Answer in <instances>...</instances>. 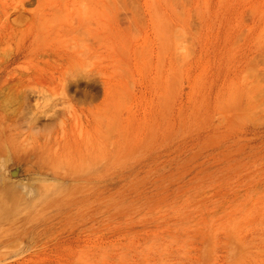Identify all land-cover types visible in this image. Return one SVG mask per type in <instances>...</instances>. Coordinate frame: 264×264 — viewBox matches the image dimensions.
Segmentation results:
<instances>
[{"label":"rangeland","instance_id":"1","mask_svg":"<svg viewBox=\"0 0 264 264\" xmlns=\"http://www.w3.org/2000/svg\"><path fill=\"white\" fill-rule=\"evenodd\" d=\"M0 130V264H264V0H0Z\"/></svg>","mask_w":264,"mask_h":264},{"label":"bare ground","instance_id":"2","mask_svg":"<svg viewBox=\"0 0 264 264\" xmlns=\"http://www.w3.org/2000/svg\"><path fill=\"white\" fill-rule=\"evenodd\" d=\"M135 2V1H134ZM185 3V2H184ZM83 10V9H82ZM93 12V11H92ZM184 12V11H183ZM99 13V12H98ZM179 13V12H178ZM110 14V13H109ZM104 16V15H103ZM111 17V16H110ZM181 17V16H180ZM103 18V17H102ZM108 19V18H107ZM106 22V21H105ZM138 22V21H137ZM95 24V23H94ZM78 25H79V23H78ZM174 25V24H173ZM80 26V25H79ZM91 27V26H90ZM107 27H108V23H107ZM77 28V27H76ZM109 28V27H108ZM175 28V27H174ZM177 31V30H176ZM102 33V32H101ZM105 34V33H104ZM105 35H107V34H105ZM177 35V34H176ZM174 37V36H173ZM180 37H181V35H180ZM103 39V38H102ZM103 41V40H102ZM86 47V46H85ZM88 47H89V45H88ZM112 47V46H111ZM102 50H104V49H102ZM125 50H126V48H125ZM138 50V49H137ZM135 51V50H134ZM15 58H16V56H15ZM8 70V69H7ZM39 87V86H38ZM37 93V92H36ZM92 95V94H91ZM49 96V95H48ZM47 96V97H48ZM37 97V96H36ZM28 98V97H27ZM41 98V97H40ZM34 100V99H33ZM38 100V99H37ZM37 100H36V102H37ZM47 101V100H46ZM45 101V102H46ZM107 102H109V101H107ZM35 103V102H34ZM38 103V102H37ZM39 105V104H38ZM53 105V104H52ZM109 105V104H108ZM90 106V105H89ZM54 107V106H53ZM109 107V106H108ZM105 108V107H104ZM51 109H53V108H51ZM107 109V108H106ZM104 110V109H103ZM49 111V110H48ZM52 111V110H51ZM106 111V110H105ZM109 111V110H108ZM32 112H34V111H32ZM49 113V112H48ZM27 115V114H26ZM29 116V115H28ZM35 116V115H34ZM94 116V115H93ZM27 118V117H26ZM34 118V117H33ZM97 118V117H96ZM38 119H39V117H38ZM77 119V118H76ZM36 120V119H35ZM29 121V120H28ZM27 121V122H28ZM29 122H31V121H29ZM34 122V121H33ZM101 122V121H100ZM12 123V122H11ZM32 123V122H31ZM79 123L81 124V122L79 121ZM78 123V124H79ZM98 124H100V123H98ZM18 125V124H17ZM28 125V124H27ZM109 125V124H108ZM80 126V125H79ZM106 126V125H105ZM105 126H104V128H105ZM16 127V126H15ZM33 127V126H32ZM43 127H44V125H43ZM13 128V127H12ZM5 129V128H4ZM107 129V128H106ZM31 130V129H30ZM78 130H80L81 131V128L80 129H78ZM100 130V129H99ZM1 131V130H0ZM106 131V130H105ZM7 132V131H6ZM99 132V131H98ZM26 133V132H25ZM90 133V132H89ZM100 133V132H99ZM9 136V135H8ZM27 137V136H26ZM105 137H107V136H105ZM2 138V137H1ZM26 139V138H25ZM29 139V138H28ZM97 139V138H96ZM2 141V140H1ZM5 141V140H4ZM83 141V140H82ZM92 141V140H91ZM1 143V142H0ZM89 143V142H88ZM102 143V142H101ZM86 145H87V142H86ZM104 145V144H103ZM97 146V145H96ZM101 146H102V144H101ZM85 147V146H84ZM90 147V146H89ZM98 148V147H97ZM87 149V148H86ZM90 149V148H89ZM82 150V149H81ZM88 151H90V150H88ZM98 151L100 152V154H101V156H102V153H101V151L98 149ZM29 152V151H28ZM27 152V154H26V156L29 154ZM33 153V152H32ZM60 153V152H59ZM50 154V153H49ZM93 154V153H92ZM97 154H98V152H97ZM30 155V154H29ZM104 155V154H103ZM26 156H24V157H26ZM51 156V155H50ZM90 156V155H89ZM29 157V156H28ZM83 157H85V156H82V158ZM92 157V156H91ZM50 158V157H49ZM95 158V157H94ZM70 159V158H69ZM108 159V158H107ZM56 160V159H55ZM57 160H59V159H57ZM88 160V159H87ZM93 160V159H92ZM97 160V159H96ZM33 162V161H32ZM60 162V161H59ZM61 162H62V160H61ZM94 162H96V161H94ZM55 163V162H54ZM101 163V162H100ZM48 164V163H47ZM70 164V163H69ZM68 164V165H69ZM88 164V163H87ZM92 165L94 164L93 162L91 163ZM67 165V164H66ZM89 165V164H88ZM95 165V164H94ZM97 165V164H96ZM71 166H73V165H71ZM21 167H23V166H21ZM20 167V168H21ZM45 167V166H44ZM48 167V166H47ZM57 167V166H56ZM70 167V166H69ZM75 167V166H74ZM85 167H86V165H85ZM95 167V166H94ZM19 168V169H20ZM57 168H59V167H57ZM61 168V167H60ZM59 168V169H60ZM64 168V167H63ZM62 168V169H63ZM22 169H24V168H22ZM94 169V168H93ZM64 170V169H63ZM61 171V170H60ZM83 172V171H82ZM12 174L13 175H16V174H18L17 173V171H12ZM45 182H47V181H45ZM49 182V181H48ZM53 182V181H52ZM46 184V183H45ZM39 185V184H38ZM47 185V184H46ZM52 186V185H51ZM51 186H49V187H51ZM48 187V186H47ZM45 189H46V187H44ZM41 189V188H40ZM88 189V188H87ZM72 190V189H71ZM77 190V189H76ZM43 191V190H42ZM41 193V192H40ZM61 193V192H60ZM23 194V193H22ZM59 194V193H58ZM13 196V195H12ZM15 196V195H14ZM20 198V197H19ZM6 203V202H5ZM31 234V233H30ZM25 238V237H24ZM18 240V239H17ZM7 246V245H6Z\"/></svg>","mask_w":264,"mask_h":264}]
</instances>
